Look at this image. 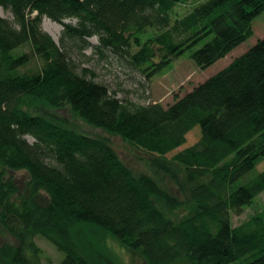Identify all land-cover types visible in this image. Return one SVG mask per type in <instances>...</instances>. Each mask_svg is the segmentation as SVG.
<instances>
[{
  "label": "trees",
  "instance_id": "16d2710c",
  "mask_svg": "<svg viewBox=\"0 0 264 264\" xmlns=\"http://www.w3.org/2000/svg\"><path fill=\"white\" fill-rule=\"evenodd\" d=\"M187 2L0 0L12 15H0V227L16 241L0 243V264H44L35 238L63 254L57 264H98L86 241L99 248L108 237L143 264H264V210L231 222L264 190V169L251 174L264 158V36L167 106L117 97L71 56L95 36L94 52L118 53L146 78L186 51L205 68L251 36L264 11V0H205L171 22ZM44 17L62 25L59 43ZM39 105L119 136L146 169ZM196 125L197 141L176 150ZM19 170L24 189L9 173Z\"/></svg>",
  "mask_w": 264,
  "mask_h": 264
},
{
  "label": "rangeland",
  "instance_id": "374dc122",
  "mask_svg": "<svg viewBox=\"0 0 264 264\" xmlns=\"http://www.w3.org/2000/svg\"><path fill=\"white\" fill-rule=\"evenodd\" d=\"M185 4H176L170 11L169 15L171 22L176 18L182 17L190 12L192 8L199 2L205 0H190ZM0 15L12 19L9 11L0 7ZM67 22H74V19H66ZM42 27L50 35L56 36L54 39L59 43L62 25L52 21L47 17L42 19ZM51 33H50V32ZM156 30L148 29L140 36L142 39L154 34ZM52 36V35H51ZM264 36V11L259 13L252 20V35L246 38L239 45L234 47L225 56L219 58L213 64L199 68L190 59L189 51L182 53L177 58L173 59L161 72L146 78L144 73L139 69L131 68L118 53L103 49L102 51H93L92 45L97 43L95 36L89 39L91 45L87 46L83 51H74L71 53L75 69L81 72L82 68L89 70L88 75H93L94 79L105 83L111 91H115V95L121 99H128L133 102L147 104L159 102L164 106L171 104L174 98L182 96L186 91H189L194 85L213 75L224 66H226L236 56L245 52L259 38ZM53 37V36H52ZM37 111L68 126L73 127L77 131L91 136H106L109 141L119 152L120 156L135 169L145 170L146 164L141 157L145 154L133 147L131 144L122 140L119 136L106 133L99 127L92 126L84 120L76 116L72 111L64 106L61 108H49L39 105ZM199 125L194 126L186 134L185 143L176 150L182 149L193 144L200 137ZM32 140L31 137H27ZM174 150V151H176ZM173 151V152H174ZM172 154L168 153V156ZM264 169V158L261 159L255 166L251 174ZM18 186L24 189V181L27 178V173L24 170L10 171ZM168 188L179 195L177 187L167 181ZM40 200H44L41 195ZM264 210V190L259 193L253 201L245 206L241 213H231V222L237 225L244 220L249 219L255 214L262 213ZM83 234V230L78 228ZM83 236V235H82ZM38 237V236H37ZM37 245L42 249V262L44 264H57L59 257L63 254L57 251L47 240L43 238H35ZM15 244V239L0 227V243ZM86 241L87 250L92 253L93 258L98 264H143L140 256L131 253L126 247L118 244L111 237L107 238L104 247L89 248V243Z\"/></svg>",
  "mask_w": 264,
  "mask_h": 264
},
{
  "label": "bare ground",
  "instance_id": "6f19581e",
  "mask_svg": "<svg viewBox=\"0 0 264 264\" xmlns=\"http://www.w3.org/2000/svg\"><path fill=\"white\" fill-rule=\"evenodd\" d=\"M49 32H50V31H49ZM50 33H51V32H50ZM51 35L53 36L54 39L56 38V36H55L54 34L51 33Z\"/></svg>",
  "mask_w": 264,
  "mask_h": 264
}]
</instances>
